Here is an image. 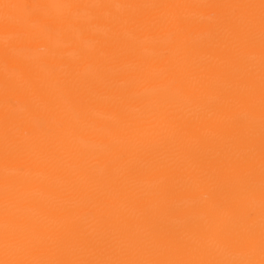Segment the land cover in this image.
Returning <instances> with one entry per match:
<instances>
[{
  "label": "bare ground",
  "instance_id": "6f19581e",
  "mask_svg": "<svg viewBox=\"0 0 264 264\" xmlns=\"http://www.w3.org/2000/svg\"><path fill=\"white\" fill-rule=\"evenodd\" d=\"M0 264H264V0H0Z\"/></svg>",
  "mask_w": 264,
  "mask_h": 264
}]
</instances>
